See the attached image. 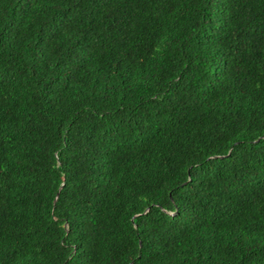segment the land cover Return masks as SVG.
Returning a JSON list of instances; mask_svg holds the SVG:
<instances>
[{"label":"trees","instance_id":"trees-1","mask_svg":"<svg viewBox=\"0 0 264 264\" xmlns=\"http://www.w3.org/2000/svg\"><path fill=\"white\" fill-rule=\"evenodd\" d=\"M0 264H264V0H0Z\"/></svg>","mask_w":264,"mask_h":264}]
</instances>
